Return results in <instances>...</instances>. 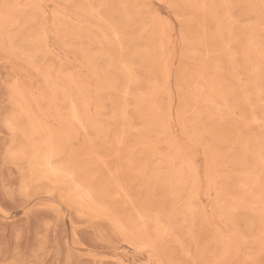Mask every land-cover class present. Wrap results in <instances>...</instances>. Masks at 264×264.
<instances>
[{
	"label": "rangeland",
	"instance_id": "374dc122",
	"mask_svg": "<svg viewBox=\"0 0 264 264\" xmlns=\"http://www.w3.org/2000/svg\"><path fill=\"white\" fill-rule=\"evenodd\" d=\"M0 264H264V0H0Z\"/></svg>",
	"mask_w": 264,
	"mask_h": 264
}]
</instances>
